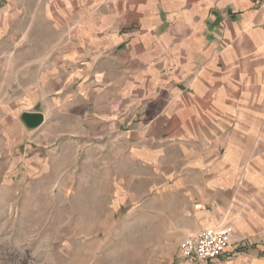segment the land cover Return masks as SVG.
Returning a JSON list of instances; mask_svg holds the SVG:
<instances>
[{
    "label": "crops",
    "instance_id": "0c3cea01",
    "mask_svg": "<svg viewBox=\"0 0 264 264\" xmlns=\"http://www.w3.org/2000/svg\"><path fill=\"white\" fill-rule=\"evenodd\" d=\"M42 8L50 9L47 16L67 15L68 52L51 54L48 68L41 67L43 59L19 62L12 56L7 62L5 55L8 73L24 83L31 72L43 70L45 81V72H55L63 91L72 80L65 70H75L81 60L91 68L99 65L105 78L111 69L103 92L111 109L107 130L123 133L125 156L147 179L146 224H167L165 231L183 240L231 222V243L237 244L206 263L186 260L264 264V254L258 255L264 247L243 241L239 215L232 217L231 180L213 175L227 173L229 166L215 163L203 144L221 139L228 124L242 122L240 108L256 105L253 95L243 96L239 76L258 81L253 60L264 58V0H0L6 22L26 17L24 9L36 15ZM28 97L21 103L30 104ZM57 97L58 103L64 99ZM98 99L91 93L84 100L97 106ZM65 113L56 111L60 118ZM197 143L204 148L196 150Z\"/></svg>",
    "mask_w": 264,
    "mask_h": 264
},
{
    "label": "rangeland",
    "instance_id": "374dc122",
    "mask_svg": "<svg viewBox=\"0 0 264 264\" xmlns=\"http://www.w3.org/2000/svg\"><path fill=\"white\" fill-rule=\"evenodd\" d=\"M41 10L35 15L36 10L24 9L26 17L7 22L0 11V264H197L178 256L182 240L165 231L167 224L145 222L148 197L142 182L147 179L125 156L123 133L107 130L111 109L103 92L111 69L106 79L99 65L91 68L81 60L75 70H65L72 80L63 91L55 72H45L47 81L43 70L31 72L24 83L8 73L5 55L7 62L12 56L19 62L43 59L41 67L48 68L51 54L68 52L67 15ZM253 62L258 81H246L248 75L239 81L243 96L253 95L256 105L240 108L237 130L228 124L221 139L203 144L215 163L229 166L227 173L213 175L231 180V212L242 222V240L262 248L264 58ZM27 93L30 104H22ZM91 93L98 95L97 106L84 100ZM57 94L64 97L60 103ZM57 110L66 117H57ZM25 111L42 112L44 122L28 128L20 119ZM73 112H81V120L71 117ZM233 230L229 244L239 241L231 243Z\"/></svg>",
    "mask_w": 264,
    "mask_h": 264
},
{
    "label": "built area",
    "instance_id": "2783aa9c",
    "mask_svg": "<svg viewBox=\"0 0 264 264\" xmlns=\"http://www.w3.org/2000/svg\"><path fill=\"white\" fill-rule=\"evenodd\" d=\"M232 226L204 228L192 236L185 237L178 245L182 259L206 263L223 254L229 244Z\"/></svg>",
    "mask_w": 264,
    "mask_h": 264
},
{
    "label": "water",
    "instance_id": "95a60500",
    "mask_svg": "<svg viewBox=\"0 0 264 264\" xmlns=\"http://www.w3.org/2000/svg\"><path fill=\"white\" fill-rule=\"evenodd\" d=\"M20 119H22L24 125H26L28 128H37L44 121L43 113L34 111H25L21 113Z\"/></svg>",
    "mask_w": 264,
    "mask_h": 264
}]
</instances>
